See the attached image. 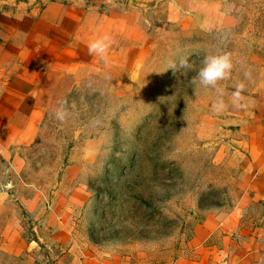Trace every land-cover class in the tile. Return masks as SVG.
Returning <instances> with one entry per match:
<instances>
[{
  "label": "rangeland",
  "instance_id": "rangeland-1",
  "mask_svg": "<svg viewBox=\"0 0 264 264\" xmlns=\"http://www.w3.org/2000/svg\"><path fill=\"white\" fill-rule=\"evenodd\" d=\"M81 1L77 68L51 69L38 139L12 158L21 194L71 195L53 210L66 245L106 264H187L219 234L252 229L263 213L246 187L264 135V0ZM104 36L112 60L97 64L89 45ZM210 53L233 60L222 111L213 89L192 84ZM130 56L134 71L114 63ZM182 56L192 70L168 68Z\"/></svg>",
  "mask_w": 264,
  "mask_h": 264
},
{
  "label": "crops",
  "instance_id": "crops-1",
  "mask_svg": "<svg viewBox=\"0 0 264 264\" xmlns=\"http://www.w3.org/2000/svg\"><path fill=\"white\" fill-rule=\"evenodd\" d=\"M82 4L81 0H0V264H106L101 257L80 255L78 248L66 245L71 230L63 228L66 218H53V210L59 202H68L71 195L60 197L57 188L44 193L34 187L31 197H25L20 191L23 186L11 175L12 158L20 157V150L32 146L40 134L36 116L46 77L57 66L66 67L68 72L77 68ZM111 60L104 54L92 61L100 64ZM138 60L130 56L115 58L114 63L125 65L126 70L131 65L134 71ZM262 137V145L254 157L251 154L253 167L246 187L250 201L263 207L256 225L250 230L235 227L219 234L202 244L187 264H264ZM39 200L50 206L47 218L33 212Z\"/></svg>",
  "mask_w": 264,
  "mask_h": 264
},
{
  "label": "clouds",
  "instance_id": "clouds-1",
  "mask_svg": "<svg viewBox=\"0 0 264 264\" xmlns=\"http://www.w3.org/2000/svg\"><path fill=\"white\" fill-rule=\"evenodd\" d=\"M110 45V38L107 36L101 37L93 41L89 45V52L103 56ZM168 68L175 72L179 69L192 70V65L186 57H180L179 62H170ZM233 70L232 57L227 53H210L204 56L201 66L196 71V76L192 80V84L205 89H213L216 93V100L212 107L216 111H222L226 107L225 90L220 82L228 80ZM245 78L249 77V73L245 72ZM235 91L231 93V101L235 107H243L240 103L244 97L242 92L245 90L243 82H237L234 85ZM64 110L58 109L56 116L59 120L64 119Z\"/></svg>",
  "mask_w": 264,
  "mask_h": 264
}]
</instances>
